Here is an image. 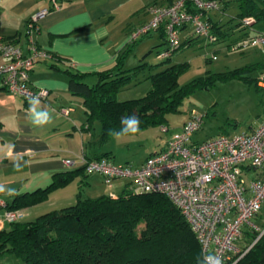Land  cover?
<instances>
[{
	"label": "crops",
	"instance_id": "1",
	"mask_svg": "<svg viewBox=\"0 0 264 264\" xmlns=\"http://www.w3.org/2000/svg\"><path fill=\"white\" fill-rule=\"evenodd\" d=\"M221 1L226 6V0ZM171 2L172 0H68L60 8L52 9L40 18V29L34 34V39L40 46L50 50L54 59L38 62L31 70L30 82L35 87L49 89L48 96L40 98V101L42 108L55 109L54 122L45 127L33 126L25 115L28 99L9 92L0 85V200L5 202V205L0 204V230L11 228L12 223L6 219V211L19 194L45 188L54 180L56 173L81 165L77 163L73 167L67 166L66 159L78 161L82 155L91 158L105 152H110L112 157L113 150L109 145L115 138L105 144L100 143L101 125L97 121L91 128H86L88 123L83 98L71 92L68 72L83 73L89 83H94L97 73L113 66L119 54L128 47L132 28L150 18L148 6ZM51 6V0H1L0 35L28 52L27 22L33 14ZM208 17L212 24L217 23L220 31H223L219 18H215L212 12ZM258 30H264V25L255 21L250 26H243V31L236 36L235 42ZM148 36H156L154 38L158 39L152 41L153 44L142 47V51L141 44H138L134 48L135 54H143L150 47H154L150 51L156 53L165 47L161 44L166 41L161 29ZM194 39L191 27L182 29L181 45L191 44ZM242 49L245 50L243 53L255 56L256 61L251 63L258 66L254 83L259 91H264V87L258 82L264 72V46L249 45ZM132 58L136 59L129 53L125 59L126 69L131 67L128 65L133 62ZM6 60L0 54V64ZM62 108H69V113L62 112ZM191 116L192 112L183 124ZM263 119L264 112L256 121L248 122V129L244 132L253 131ZM235 122L238 123L239 120L235 119ZM166 143L158 150L165 147ZM17 162L20 164L19 168L16 167ZM85 173L74 176L68 184L48 192L46 198L21 207L24 216L20 221L33 220L45 212L74 204L79 193L83 197H97L103 194L116 196L125 191V178H116L112 186H108L99 173ZM0 264L25 263L15 253L6 252L0 253Z\"/></svg>",
	"mask_w": 264,
	"mask_h": 264
},
{
	"label": "trees",
	"instance_id": "2",
	"mask_svg": "<svg viewBox=\"0 0 264 264\" xmlns=\"http://www.w3.org/2000/svg\"><path fill=\"white\" fill-rule=\"evenodd\" d=\"M237 1L239 25L247 26L243 23L246 17H253L255 23L264 25V0ZM228 2L226 0V6ZM214 28L219 37L225 35L217 23H213ZM137 42L130 43L113 66L99 71L92 84L85 74L68 72L71 92L83 98L86 128L99 122L102 144L113 138L108 130H118L123 116L139 117L141 131L152 125L168 126V114L178 110L189 91L197 86L208 87L199 78L177 88V76L187 63L173 64L150 75L153 85L144 96L119 99L118 91L123 85L145 67L151 68L147 62L125 68V59ZM161 44L165 46L162 49L166 48V41ZM254 67L251 64L219 75L223 79L237 77L252 82L254 78L248 74ZM101 156L111 157L110 152L97 157ZM85 171L81 164L56 173L47 187L19 194L9 210H18L46 198L48 192L68 184L78 174L85 175ZM127 186L128 182L125 191L116 196L83 197L79 193L74 204L45 212L33 220L13 222L10 229L0 230V253L13 252L25 264H199L204 256L202 246L170 198L159 192H132ZM255 222L263 231L244 227L236 241L240 253H230L224 264H264V207Z\"/></svg>",
	"mask_w": 264,
	"mask_h": 264
},
{
	"label": "built area",
	"instance_id": "3",
	"mask_svg": "<svg viewBox=\"0 0 264 264\" xmlns=\"http://www.w3.org/2000/svg\"><path fill=\"white\" fill-rule=\"evenodd\" d=\"M65 1L68 0H51V7L43 8L28 20V52L0 35V54L7 59L0 64V85L4 89L26 99L48 96V88L31 84L30 73L38 62L54 59V54L40 46L34 34L40 29V18L60 8ZM222 8L221 0H172L169 4H151L148 6L150 18L132 28L129 42L163 29L167 45L157 52L160 59L172 57L180 48L181 31L185 27H191L196 37L216 42L219 36L208 14ZM254 21L253 17L243 19L247 26ZM249 45L264 46V30L242 37L232 48ZM258 82L264 87V72ZM62 112L69 113V108H62ZM203 124V115L192 110V116L179 131L172 133L165 147L152 152L138 165L117 164L108 156L89 158L85 155L78 161L66 159L65 163L70 167L83 164L86 172L102 175L108 186H112L116 178H125L132 192L165 194L186 218L204 255L219 254L224 264L237 247L236 241L244 227L260 230L255 217L264 207V119L251 132L223 133L194 141V134ZM162 128L169 129L168 126ZM0 204L5 205V202L0 200ZM23 216L20 209L6 211V219L11 223Z\"/></svg>",
	"mask_w": 264,
	"mask_h": 264
},
{
	"label": "rangeland",
	"instance_id": "4",
	"mask_svg": "<svg viewBox=\"0 0 264 264\" xmlns=\"http://www.w3.org/2000/svg\"><path fill=\"white\" fill-rule=\"evenodd\" d=\"M224 6V5H223ZM226 8L212 11L215 18H219L225 35H220L216 42H209L202 37H196L191 44L178 49L169 60H161L156 53L148 48L143 54L134 53V48L141 44L146 47L157 40L152 36L144 37L134 45L130 53L136 57L128 65L133 68L142 62H147L141 73L130 82L123 85L118 91L121 100L139 98L147 94L153 82L150 75L159 72L173 64H185L186 67L178 74L177 88L192 83L201 78L208 87L197 86L189 91L179 104L177 111L168 114V130L162 125H152L140 131L134 137H127L121 141L116 139L109 145L113 150L112 160L117 164H141L151 152L158 150L168 141L172 133L179 131L183 121L190 116L192 110L198 115H203L204 124L193 136L194 141H203L214 138L220 133L229 135L244 132L250 122L256 121L264 112V91H259L254 83L242 78L223 79L219 73L230 72L238 67H246L254 63L256 58L252 54L243 53V47L232 48L236 36L243 31V26L238 24V1L230 0ZM242 27V28H240ZM153 44V43H152ZM151 46V45H150ZM146 52V53H145ZM216 56V57H214ZM128 68V69H129ZM258 66L251 69L250 75L256 76ZM245 74V73H244ZM235 119L239 122L236 123ZM249 122V123H248ZM263 227H260L262 230ZM263 231V230H262ZM238 248H234V254Z\"/></svg>",
	"mask_w": 264,
	"mask_h": 264
},
{
	"label": "clouds",
	"instance_id": "5",
	"mask_svg": "<svg viewBox=\"0 0 264 264\" xmlns=\"http://www.w3.org/2000/svg\"><path fill=\"white\" fill-rule=\"evenodd\" d=\"M55 109L42 108L39 96H32L28 99L26 118L35 127H45L54 122ZM141 131L140 119L135 115L123 116L120 121V128L109 129L108 135L121 141L127 137H134ZM16 167H20L17 162ZM2 190V189H0ZM199 264H223V259L219 254L204 255Z\"/></svg>",
	"mask_w": 264,
	"mask_h": 264
}]
</instances>
